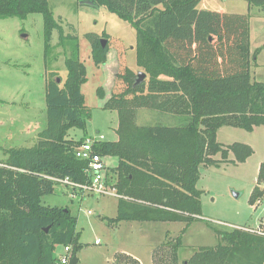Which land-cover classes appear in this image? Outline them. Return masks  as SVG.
<instances>
[{
  "label": "trees",
  "instance_id": "trees-1",
  "mask_svg": "<svg viewBox=\"0 0 264 264\" xmlns=\"http://www.w3.org/2000/svg\"><path fill=\"white\" fill-rule=\"evenodd\" d=\"M81 1L108 8L135 29L136 64L148 76L146 83L134 85L132 72L126 70L121 77L125 89L112 93L102 106L119 115L118 139H93L94 153L118 159L106 171V184L120 195L117 214L109 222L188 224L199 219L201 191L196 183L200 168L212 165L217 153L225 158L231 152L234 161L241 162L253 152L249 145L238 142L223 148L217 141L218 129L232 126L251 131L264 125V82L254 80L250 72L259 49H249V15L200 10V0H77ZM246 1L264 5V0ZM31 13L43 16L45 67L50 38L57 30L67 75L61 84L55 72L46 74V123L34 144L4 150L6 157L0 162V264H58L55 253L67 245L76 256L81 247L77 217L68 207L43 204L42 197L52 194L58 184L52 178L76 183L90 180L87 160L74 154L76 146L92 139L86 130L91 110L81 92L86 67L79 59L76 35L63 33L47 0H0V19H25ZM85 38L93 64H103L108 45L102 47L101 35L96 33H87ZM99 90L97 94L103 98L104 92ZM140 108L158 109L162 122L136 125L132 116ZM71 127L87 136L67 138ZM257 183L251 203L263 196L259 184H264V162ZM217 234L215 246L201 247L182 264H264V235L240 228L217 230ZM180 241V237L176 239L174 250ZM171 253L177 262L175 251Z\"/></svg>",
  "mask_w": 264,
  "mask_h": 264
},
{
  "label": "rangeland",
  "instance_id": "rangeland-1",
  "mask_svg": "<svg viewBox=\"0 0 264 264\" xmlns=\"http://www.w3.org/2000/svg\"><path fill=\"white\" fill-rule=\"evenodd\" d=\"M47 4L63 33L76 35L79 59L86 67L87 80L81 85V92L91 110L87 135L95 140H117L119 115L102 106L112 93L125 89L126 83L121 77L126 70L132 72L133 80L138 71L144 72L135 60V29L103 6L94 7L77 0H47ZM197 8L249 15V49L250 52L259 49L250 72L254 80L264 82V5H251L246 0H200ZM87 33L106 39L109 51L101 65L93 64L89 41L85 38ZM58 41V32L54 30L46 68L42 14L31 13L25 19H0V99L6 100L0 102V162L6 157L5 149L32 146L37 133L45 127L46 74L55 72L61 84L67 75L65 53L57 45ZM147 80L146 74L143 82ZM97 89L104 92L103 98L98 96ZM142 91L147 92V85ZM158 112V109L140 108L132 120L138 126L162 122ZM87 135L71 127L66 137L79 140ZM217 141L223 148L235 142L247 144L253 152L241 162L234 161L231 152L225 158L217 153L212 156V165L200 168L196 188L201 191V215L188 224L138 220L110 223L109 218L117 214L118 197L76 193L70 198V188L56 184L53 193L43 196L42 202L68 207L77 217L76 230L81 244L76 253L77 264H182L201 247L215 246L219 242L217 230L242 227L264 232V184H259L263 196L255 203L249 200L264 162V125L255 126L251 131L222 126L217 131ZM117 160L113 156L103 157L107 169L115 167ZM88 210L92 213L88 214ZM179 237L180 245L174 250L173 244ZM174 251L177 262L171 257ZM61 252L59 247L55 254Z\"/></svg>",
  "mask_w": 264,
  "mask_h": 264
},
{
  "label": "built area",
  "instance_id": "built-area-1",
  "mask_svg": "<svg viewBox=\"0 0 264 264\" xmlns=\"http://www.w3.org/2000/svg\"><path fill=\"white\" fill-rule=\"evenodd\" d=\"M92 141L87 139L85 142L79 144L74 148V154L77 158L82 160H87L88 165L86 172L90 176V180L86 183H76L70 181L68 178H52L60 184L67 185L70 189L69 197L74 198L76 193L81 195H97V196H116L120 197L115 191V189L106 184V171L107 165L103 162V157H100L98 154L94 153L92 150ZM88 214H91V210L87 211ZM242 230H246L252 233H258L264 235L263 231L252 230L249 228L237 227ZM62 252L60 254H55L58 264H70L72 255V249L70 245L61 247Z\"/></svg>",
  "mask_w": 264,
  "mask_h": 264
},
{
  "label": "water",
  "instance_id": "water-1",
  "mask_svg": "<svg viewBox=\"0 0 264 264\" xmlns=\"http://www.w3.org/2000/svg\"><path fill=\"white\" fill-rule=\"evenodd\" d=\"M100 44L102 47H104L106 45V39H103L101 38L100 39ZM146 77V74L142 71H138L136 73V78H135V81H134V85L140 83L141 81H143ZM57 82H59V78L56 79ZM46 230V229H45ZM77 262V259H76V256H73L72 259H71V264H75Z\"/></svg>",
  "mask_w": 264,
  "mask_h": 264
},
{
  "label": "crops",
  "instance_id": "crops-1",
  "mask_svg": "<svg viewBox=\"0 0 264 264\" xmlns=\"http://www.w3.org/2000/svg\"><path fill=\"white\" fill-rule=\"evenodd\" d=\"M250 71H251V69H250ZM0 100L3 101V102H6V100H4V99H0ZM0 123H2V120L0 121ZM135 261H137V260H135Z\"/></svg>",
  "mask_w": 264,
  "mask_h": 264
}]
</instances>
